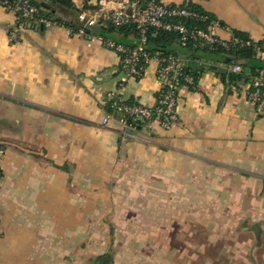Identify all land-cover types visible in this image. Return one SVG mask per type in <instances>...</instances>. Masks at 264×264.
<instances>
[{
  "label": "crops",
  "instance_id": "crops-1",
  "mask_svg": "<svg viewBox=\"0 0 264 264\" xmlns=\"http://www.w3.org/2000/svg\"><path fill=\"white\" fill-rule=\"evenodd\" d=\"M36 1L50 25L0 5V264H223L208 249L237 232L254 240L225 264H264V112L247 97L251 70L234 75L229 56L177 40L171 50L195 79L180 88L179 124L145 123L126 138L114 119L102 126L125 78L119 55L55 22L75 25L85 1ZM161 1L196 4L220 37L264 43V0ZM125 80L126 101L156 104L155 64ZM225 216L233 234L209 230Z\"/></svg>",
  "mask_w": 264,
  "mask_h": 264
},
{
  "label": "built area",
  "instance_id": "built-area-1",
  "mask_svg": "<svg viewBox=\"0 0 264 264\" xmlns=\"http://www.w3.org/2000/svg\"><path fill=\"white\" fill-rule=\"evenodd\" d=\"M76 0H71L75 4ZM87 8H80L75 28L67 29L71 37L84 39L91 44H100L116 52L120 57L121 70L128 79H141L150 65H156L159 81L156 104L152 107L139 103H128L124 96V85L116 91V97L109 106V115L103 120L106 127L111 119L116 121L121 134L130 138L138 129L139 123H156L165 131H172L180 122L178 101L183 85L195 86V79L181 63L177 55L164 54L150 50V38L159 31L178 35L180 46L190 44L207 48L210 51L223 50L239 52L253 48L255 59L264 62V46L250 38L232 34L229 38L220 37L217 24L212 22L207 28L187 25V22L206 23L208 16L183 7H175L161 0H84ZM7 11L17 14L27 21L50 25L51 19L39 20L40 10L30 0H0ZM45 13H47L45 11ZM137 30L138 38L134 44H124L92 31L118 30L124 27ZM17 32V31H14ZM12 32V37H16ZM15 39V38H13ZM230 71L243 74V67L231 64ZM251 73V72H250ZM247 87V97L258 113L264 112V69H258L251 77ZM1 173V169H0Z\"/></svg>",
  "mask_w": 264,
  "mask_h": 264
},
{
  "label": "trees",
  "instance_id": "trees-1",
  "mask_svg": "<svg viewBox=\"0 0 264 264\" xmlns=\"http://www.w3.org/2000/svg\"><path fill=\"white\" fill-rule=\"evenodd\" d=\"M32 1L35 5H37L33 0ZM54 3H65L66 6L67 4L69 6H71V0H52ZM40 12L37 15V19L39 20H44V19H51L52 17V13H45L44 9L41 8V5H37ZM175 7H183V8H187L190 10H194L196 12L202 13L206 16H208V21L206 23H199V22H187V25H192L194 27H200V28H207L210 23L212 22H216V20L214 19V17L204 11L201 10V8L199 6H197L196 4L192 3V2H188L186 4H181V5H173ZM52 20V19H51ZM55 22H57V24H61L64 23V26H68L69 28H75V25H73L72 22H61V20H55ZM99 31V34H102L106 37H110L111 35H113L114 33H133L134 36L136 38H138V32L137 30L134 28V26L132 27H124L118 30L112 29V30H108V31ZM150 32H152L151 34V38H150V50L151 51H159L162 52L164 54H174L175 53L171 50V46L172 44H174L177 40H178V35L172 32H161L159 31L155 36L153 35V30H151ZM235 35L240 36V37H244V38H249L246 34H243L241 32H235ZM260 46H264V43H257ZM188 46H194L193 44H190ZM187 46V47H188ZM209 52L215 53V54H225V56H229V63L230 64H236L239 60H244V64H243V68L244 69H250L251 73H250V79H252L251 77L254 75V73L258 70V69H263V64L264 62L258 61L257 59H255V51L253 48L250 49H243L239 52H226L223 50H219V51H210L207 48H203ZM189 71V70H188ZM191 73V72H190ZM234 74V73H232ZM236 75V74H234ZM240 75V74H237ZM240 77V76H239ZM128 103L131 104V102L127 101ZM110 106V105H109ZM145 124V123H139L137 126V128H141V125ZM2 178V172L0 173V179ZM111 258L110 255H105V257H99L98 259V264H107V259Z\"/></svg>",
  "mask_w": 264,
  "mask_h": 264
},
{
  "label": "rangeland",
  "instance_id": "rangeland-1",
  "mask_svg": "<svg viewBox=\"0 0 264 264\" xmlns=\"http://www.w3.org/2000/svg\"><path fill=\"white\" fill-rule=\"evenodd\" d=\"M48 1L50 2L51 0H48ZM35 3L37 5H39L38 1H36V0H35ZM253 8H255V7H253ZM248 10H257V8L256 9L248 8ZM261 19H263V21H264V16H261ZM263 25H264V22H263ZM0 181H1V179H0ZM207 203H208V205H207L208 207H214V205H215V201H212V200L207 201ZM216 203H217V205L219 204L218 201H216ZM96 218L100 219L102 217L97 216ZM106 218L107 217H105V219ZM213 220H214L213 218H211V219L210 218H208V219L206 218V223L208 225H210V226H213V223H215V222H213ZM229 220H230V217H228V216L222 217L220 223H218V227H215V225H217V224H214V227L209 228V230H211V229H216V230L220 229V230L224 231V232H220L219 231V234L222 233L221 234L222 237H223V235L230 236V234H233V233H231V230H233L234 228H229V226L231 224V221H229ZM247 224L251 225L250 222H248ZM114 234H115V232H113V231L110 233L111 236H113ZM116 234H118V233H116ZM210 234H212V233L210 232ZM210 234H209V236H207L208 239L210 237H212ZM236 234L237 235H235V237H231L230 238V240H232V241H228V240H225V239L221 238L222 240L216 242L217 246L215 248L208 249V253L207 254L208 255H214V253L216 254V252H221V255H223V259H222L223 260V264H225V262H227V261L231 262V261L235 260L234 258L237 257L236 249H240V252H242L241 247L247 249L246 248L247 245H249V243H251L254 240L253 239V233H251V232H245V233L237 232ZM260 239L264 240V233L259 238V240ZM202 241H203V239H202ZM234 264H236V263H234Z\"/></svg>",
  "mask_w": 264,
  "mask_h": 264
},
{
  "label": "water",
  "instance_id": "water-1",
  "mask_svg": "<svg viewBox=\"0 0 264 264\" xmlns=\"http://www.w3.org/2000/svg\"><path fill=\"white\" fill-rule=\"evenodd\" d=\"M213 69L217 70L218 68L213 67ZM263 69H264V64H263ZM219 72H220V73H225V74H227V73H228V70H227V69H219Z\"/></svg>",
  "mask_w": 264,
  "mask_h": 264
}]
</instances>
